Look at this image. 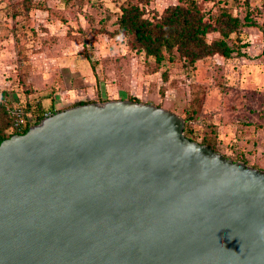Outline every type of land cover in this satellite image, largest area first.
Returning <instances> with one entry per match:
<instances>
[{
    "label": "water",
    "instance_id": "95a60500",
    "mask_svg": "<svg viewBox=\"0 0 264 264\" xmlns=\"http://www.w3.org/2000/svg\"><path fill=\"white\" fill-rule=\"evenodd\" d=\"M0 264H264V170L161 106H68L0 142Z\"/></svg>",
    "mask_w": 264,
    "mask_h": 264
},
{
    "label": "rangeland",
    "instance_id": "374dc122",
    "mask_svg": "<svg viewBox=\"0 0 264 264\" xmlns=\"http://www.w3.org/2000/svg\"><path fill=\"white\" fill-rule=\"evenodd\" d=\"M123 1L0 0L5 104L39 100L46 109H64L133 97L189 117L198 142L264 170V0H198L207 14L224 6L251 23L232 34L237 50L230 57L216 54L195 66L181 59L147 62L125 35L110 37ZM130 1L149 16L183 2ZM5 123L0 110V126Z\"/></svg>",
    "mask_w": 264,
    "mask_h": 264
},
{
    "label": "trees",
    "instance_id": "16d2710c",
    "mask_svg": "<svg viewBox=\"0 0 264 264\" xmlns=\"http://www.w3.org/2000/svg\"><path fill=\"white\" fill-rule=\"evenodd\" d=\"M116 12L115 28L108 31L110 37L125 35L129 46L138 54H143L147 62L157 65L174 62L181 59L195 66L213 55L230 57L237 50L230 42L232 34H237L241 26L251 23L245 16L241 19L228 8L220 6L214 14L203 11L198 0H183L181 3L167 6L161 13L145 15L143 8L130 0L119 4ZM216 34L214 37H209ZM5 91H0V110L5 118V125L0 126V142L14 133H24L27 128L43 118L45 112H55L61 109H46L39 100L15 103L23 111L22 130L17 132L9 116L4 102ZM127 99L136 100L133 97ZM93 101H78L72 105ZM184 134L191 140H196L195 133L189 129V117L184 116ZM8 128L7 133L5 127ZM212 150L215 149L205 140Z\"/></svg>",
    "mask_w": 264,
    "mask_h": 264
},
{
    "label": "built area",
    "instance_id": "2783aa9c",
    "mask_svg": "<svg viewBox=\"0 0 264 264\" xmlns=\"http://www.w3.org/2000/svg\"><path fill=\"white\" fill-rule=\"evenodd\" d=\"M7 112L9 114V116L11 117L12 120V125L14 127V129L19 132L22 130V118H23V111L20 107L16 106V105H8L6 107ZM53 112H45L43 114V117H46L50 114H52Z\"/></svg>",
    "mask_w": 264,
    "mask_h": 264
}]
</instances>
